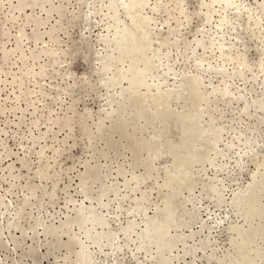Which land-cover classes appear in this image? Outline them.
I'll return each mask as SVG.
<instances>
[{
	"label": "rangeland",
	"instance_id": "374dc122",
	"mask_svg": "<svg viewBox=\"0 0 264 264\" xmlns=\"http://www.w3.org/2000/svg\"><path fill=\"white\" fill-rule=\"evenodd\" d=\"M232 1L0 0V264H264V0Z\"/></svg>",
	"mask_w": 264,
	"mask_h": 264
},
{
	"label": "bare ground",
	"instance_id": "6f19581e",
	"mask_svg": "<svg viewBox=\"0 0 264 264\" xmlns=\"http://www.w3.org/2000/svg\"><path fill=\"white\" fill-rule=\"evenodd\" d=\"M24 1H25V0H24ZM138 2H139V1H138ZM140 2H141V0H140ZM146 2H147V1H146ZM214 2L218 3L219 5H221L220 7H221L222 9H225V8H227L229 5H231L233 1H232V0H208L207 3L205 2V3H206L205 5H206L207 7L209 6V8H210L211 4L214 3ZM113 3H114V2H113ZM113 3H111V4H113ZM114 4H115V3H114ZM126 4H127V5H126ZM138 4H139V3H138ZM143 4H144V3H143ZM18 5H20V4H18ZM23 5H24V3H23ZM115 5H116V4H115ZM124 5H125V6H128V8H129V10H130V9H131L130 6H131V5H137V2H130V1H129V3H125ZM203 5H204V4H203ZM212 5H213V4H212ZM19 7H20V6H19ZM209 8H207V10H209ZM142 9H143V8H142ZM155 9H156V7H155ZM126 11H127V10H126ZM130 12H131V11H130ZM131 13H132V12H131ZM208 13H210V12L207 11V14H208ZM134 14H135V12H134ZM136 15H137V14H136ZM207 16H208V15H207ZM133 17H134V16H133ZM208 17H209V16H208ZM139 18H140V17H139ZM139 18H138V19H139ZM133 19H134V18H133ZM135 19H136V18H135ZM141 19H142V18H140V20H141ZM143 19H145V18L143 17ZM143 19H142V20H143ZM208 19H209V18H208ZM142 20H141L140 22H143V21H144V20H143V21H142ZM225 20H226V18H225V16H223V17L221 18V21L224 22ZM133 22H134V21H133ZM137 22H139V20H138ZM137 22H136V23H137ZM134 23H135V22H134ZM140 24H141V23H140ZM137 25H138V24H137ZM136 27H137V26H136ZM139 27H140V26H139ZM138 29H140V28H138ZM144 32H145V33L148 35V37H149V33H147V32L144 30V31H142V34H143ZM126 33H127V31H126ZM126 33H125V34H126ZM145 33H144V35H145ZM121 34H122V36H123V32H122V31H121ZM127 34H128V33H127ZM127 34H126V35H127ZM142 34H141V36H142ZM134 35H135V34H134ZM144 35H143V37H144L146 40H148L147 35H146V36H144ZM127 36H129V34H128ZM130 36H131V35H130ZM123 37H124V36H123ZM146 37H147V38H146ZM124 38H125V37H124ZM128 39H129V38H128ZM129 40L132 41L131 39H129ZM121 41H123V40H121ZM121 41H119V42L121 43ZM144 41H145V40H144ZM164 42H165V41H164ZM120 43H118V44L120 45ZM124 43H126V42L124 41ZM146 43H148V42L146 41ZM146 43H145V44H146ZM162 43H163V42H162ZM129 44H130V42H129ZM133 44H135V42H134ZM164 44H166V42L163 43V44H161V45L163 46ZM131 45H132V44H131ZM146 45H147V44H146ZM184 45H185V47H187L188 44H185V43H184ZM126 46H127V45H126ZM126 46H125V47H126ZM115 47H116V46H115ZM119 47H120V46H119ZM117 48H118V47H117ZM127 48H128V47H127ZM130 48H132V47H130ZM130 48H129V49H130ZM134 48H135V46H134ZM186 49H187V48H186ZM132 50H133V49H132ZM129 52H130V51H129ZM127 53H128V52H127ZM133 53H134V51H133ZM117 54H118V53H117ZM121 54H122V53H121ZM130 54H131V53H130ZM130 54H129V56H130ZM137 54H138V53H137ZM165 55H167V51H166V54H165ZM119 56H120V55H119ZM131 56H132V55H131ZM136 56H137V55H136ZM155 56H156V54H155ZM114 57H115V56H114ZM108 58H109V55H108ZM112 58H113V57H112ZM132 58H133V57H132ZM103 59H104V58H103ZM109 59H110V58H109ZM113 59H114V58H113ZM126 59H127V58H126ZM141 59H142V58H141ZM145 59H146V58H145ZM110 61H111V60H110ZM115 61H116V60H115ZM115 61H114V63H116ZM137 61H138V60H137ZM139 61H140V60H139ZM146 61H147V60H146ZM54 62H55V61H54ZM102 62H103V63H102L103 68L106 66L105 69L107 70V68H109V66H107L106 63L104 64L105 61H102ZM108 63H109V62H108ZM136 64H137V63H136ZM145 64H146V63H145ZM145 64H144V65H145ZM132 65H134V63H133ZM147 65H149V64L147 63ZM110 66H111V65H110ZM127 67H128V66H127ZM103 68H101V69H103ZM143 68H144V67H143ZM103 70H104V69H103ZM106 70H105V71H106ZM108 70H109V69H108ZM128 70H129V73H130L131 75H130L128 78H127V76H126V79H127V85H128V86H127V89H128L129 91H132L133 93H137L138 90L140 91V88H141V87L139 88V86H141V85L143 84V83H142L143 81L145 82V80H142V78L139 77V78H140V79H139V78L137 77V74H139V75L141 74V75H142L144 71L146 72V70H144L143 72H142V70H139V71L142 72V73H140L139 71H138V72L135 71V72H136L135 74H134V72H130L131 69H128ZM135 70H136V69H135ZM124 71H125V70H124ZM132 71H134V70H132ZM148 71H149V70H148ZM148 71H147V72H148ZM102 72H103V71H102ZM105 73H106V72H105ZM116 73H117V72H116ZM125 73L127 74L128 72H125ZM132 73H133V74H132ZM126 74H125V75H126ZM114 75H115V74H114ZM120 75H121V74H120ZM125 75H124V73H123V76L121 75V77H120L119 80H121V78H125ZM141 75H140V76H141ZM144 75H145V74H143L142 76L144 77ZM142 76H141V77H142ZM116 77H117V76H116ZM147 77H148V75H147ZM110 78L113 79V76L110 77ZM110 78H108V80L106 79L107 81H105V82H106V83H107V82H110V81H111ZM114 79H115V80H113V81H114V83H115V82L118 80V77H117V80H116V78H114ZM126 79H125V80H126ZM138 79H139L140 81L142 80V82H140ZM119 80H118V83L120 82ZM146 80H147V79H146ZM113 81H111L110 83H112ZM121 81H122V80H121ZM190 81L192 82V81H194V80H190ZM105 82H104L103 84H106ZM146 82H147V81H146ZM146 82H145V83H146ZM110 83H109V84H110ZM141 83H142V84H141ZM145 83H144V84H145ZM192 83H193V82H192ZM107 84H108V83H107ZM115 84H116V83H115ZM140 84H141V85H140ZM193 84H194V83H193ZM181 85H182V84H181ZM106 86H107V85H106ZM144 86H145V85H144ZM137 87H138V90H137ZM194 87H195V86H194ZM224 88H225V87H223L222 89L214 88V90H216V91H218V90H225V91H226L227 88H225V89H224ZM195 89H196V88H195ZM195 89H194V92H197ZM136 90H137V91H136ZM157 92H158V91H157ZM226 92L228 93V90H227ZM166 93H167V94H166ZM166 93H165L164 95H166L167 97H166V96H165V97L168 98V96L170 95V93H169V92H166ZM191 93H192V92H191ZM201 93L203 94L204 92H201V91H200V94H201ZM121 94L124 96V95H125V91H122ZM157 94H158V93L155 94V97H154V98H156L155 100H157V99L159 100V98H161L162 95H163V94L160 93L161 97H158V98H157ZM192 94H193V93H192ZM202 94H201V95H202ZM205 94H206V93H205ZM205 94H203V95H205ZM171 95H173V94H171ZM203 95H202V96H203ZM143 96H144V95H143ZM158 96H159V94H158ZM163 97H164V96H163ZM165 97H164V98H165ZM205 97H206V98L204 99V101H205V100H208L207 98H209L210 96L206 94ZM169 98H170V97H169ZM169 98H168V99H169ZM143 99H144V98H143ZM162 99H163V98H162ZM162 99H160V100H162ZM168 99H167V100H168ZM123 100H124V99H123ZM139 100H140V99H139ZM158 100H157L156 102H158ZM261 100H262V98H261ZM262 102H264V100H262V101H260V102L258 101V104H259V103L264 104V103H262ZM156 104H157V103H156ZM261 104H259V105H261ZM256 105H257V104H256ZM158 106H160L159 103H158ZM257 106H258V105H257ZM263 106H264V105H263ZM263 106H262V107H263ZM259 107H260V106H259ZM157 108L159 109V107H157ZM196 114H197V113H196ZM198 114H200V112H198ZM198 114H197V115H198ZM198 130H200V129H198ZM206 130H207V129H206ZM254 176H255V174H254ZM255 178H256V177H255ZM253 181H254V179H253ZM253 181H252V182H253ZM259 181H260V180H259ZM261 181H262V180H261ZM261 181H260V182H261ZM250 184L254 185L253 183H250ZM256 184H257V182L255 181V186H257ZM248 186L250 187V185H248ZM253 189L255 190L254 187H253ZM246 191H247V190H246ZM252 191H253V190H252ZM249 192H251V189H250L246 194H247V195L250 194ZM244 193H245V192H244ZM244 193H243V194H244ZM253 193L255 194L254 191L251 192L252 195H254ZM243 194H241V195H240V194H239V195L236 194V195H237L238 197H240V196H241V197H246V196H247V195L242 196ZM251 194H250V195H251ZM234 196H235V195H234ZM241 197H240V198H241ZM235 198H236V197H235ZM237 199H238V198H237ZM233 201H234V200H233ZM238 201H239V200H238ZM140 202H141V201H140ZM142 203H143V202H142ZM92 212H93V211H91V213H92ZM172 213H173V212H172V209H171V210H168L167 205H165V207H164L163 209H161V211H159V212H158V211L155 212V213H154L153 215H151L149 218L147 217L148 219L146 220V223H145V224H146V227L144 226V227H145L144 229L146 230V228H147V230H148V228H149V230L151 229L154 233H155V232H159V233L162 235V236H161L162 238L166 237L167 229L165 230V228H163V227H161V226L164 225L165 223L168 224L167 226H168L169 229H170L171 227L177 226V223L175 222ZM93 214H94V213H92V215H93ZM18 215H19V214H18ZM93 217H94V219H92V220H93L92 222H93V223H94V222L97 223V222H98V218L96 217V215H95V216L93 215ZM161 222H163V224H162ZM161 224H162V225H161ZM15 227H16V226H15ZM91 227H92V226H91ZM169 229H168V230H169ZM147 230H146V232H148ZM169 231H170V230H169ZM144 233H145V232H144ZM151 233H152V232H151ZM140 236H142V234H141ZM153 236H154V234H153ZM153 236H152V237H153ZM94 237H95V236H94ZM146 237H147V236H146ZM156 238H157V236H156ZM95 239H96V238H95ZM140 239H141V238H140ZM146 239H147V238H146ZM165 239H166V238H165ZM173 240H174V239H173ZM173 240H170V242H168V239H167V240L165 241V245H166V246H167V245L171 246L170 244H173V242H172ZM175 240H176V241L178 240L177 237H176ZM152 241H153V239H152ZM157 241H158V238H157ZM161 241H162V240H161ZM161 241H160V242H161ZM176 241H174V242H176ZM154 242H155V241H154ZM154 242H153V244H154ZM166 242H167V244H166ZM171 242H172V243H171ZM142 244H143V243H142ZM149 244H150V243H149ZM157 244H158V243H157ZM174 244H175V243H174ZM161 248H162V247H161ZM169 248H170V247H169ZM169 248H168V249H169ZM157 249H158V250L155 252V254H154V256H153V257H154L153 260H155V261L157 262V264H158V263H159V264H160V263H161V264H169V263H168V260H169V257H170L169 255H171V254L168 253L169 255H168L167 257H163V256H162V257H159V256H160V252H161L162 250L159 249V247H158ZM165 249H167V248H165ZM172 249H173V248H172ZM163 250H164V248H163ZM170 250H171V249H170ZM170 250H167V251L170 252ZM163 253H164V252H163ZM163 253H161V254H163ZM165 255H166V254H165ZM86 257H87V256H86ZM88 257H89V256H88ZM166 258H168V259H166ZM170 258H171V257H170ZM83 260H84V259H83ZM169 262H170V261H169ZM149 264H150V263H149ZM152 264H153V263H152ZM154 264H155V263H154Z\"/></svg>",
	"mask_w": 264,
	"mask_h": 264
}]
</instances>
